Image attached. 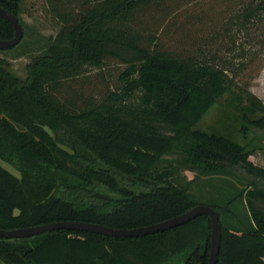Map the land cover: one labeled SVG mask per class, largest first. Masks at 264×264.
Wrapping results in <instances>:
<instances>
[{"label": "trees", "instance_id": "obj_1", "mask_svg": "<svg viewBox=\"0 0 264 264\" xmlns=\"http://www.w3.org/2000/svg\"><path fill=\"white\" fill-rule=\"evenodd\" d=\"M48 1L58 30L46 52L27 66L26 78L13 75L0 57V229L58 221L131 229L178 216L201 204L189 184H176L169 170L157 169L178 143L187 144L189 170L240 169L264 180V169L248 161L242 145L195 128L236 85L227 70L139 43L130 16L154 0H82L76 8L66 0L62 11ZM22 2L0 0L21 27ZM258 9L264 10V0ZM13 34L0 17V40ZM109 47L133 55L125 58ZM109 55L126 64L120 89L86 108L54 93L61 81L101 69ZM235 101L241 133L264 130L262 101L240 88ZM244 197L250 224L238 231L224 227L219 206L208 204L221 227L216 264H264V210L254 204L264 203V188L253 183ZM209 248L210 221L201 215L144 237L57 230L0 238V264H168L179 257L183 264H207Z\"/></svg>", "mask_w": 264, "mask_h": 264}, {"label": "rangeland", "instance_id": "obj_2", "mask_svg": "<svg viewBox=\"0 0 264 264\" xmlns=\"http://www.w3.org/2000/svg\"><path fill=\"white\" fill-rule=\"evenodd\" d=\"M52 1L59 10H67L66 0ZM81 1L69 0V8H76ZM262 1L154 0L134 11L129 24L141 35L139 43L143 46L192 56L227 70L236 85L218 99L195 128L230 136L250 154L248 161L252 165L264 169V130L250 128L243 135L235 101L240 88L249 90L264 104V10L258 9ZM19 19L23 29L21 41L14 48L0 52V57L6 60L13 75L25 79L27 66L46 52L59 22L48 0H23ZM109 49L125 58L133 55L128 49ZM125 67L119 58L109 55L101 69L87 68L80 76L61 81L54 93L63 102L86 108L121 88L119 74ZM186 147L185 143L176 144L171 153L162 157L158 171L169 170L176 184H189L191 195L199 205H218L224 227L238 231L250 224L244 196L253 183L264 188V180L240 169L211 174L201 169L189 170ZM5 167L17 174L13 168ZM254 204L264 210L263 202L254 201ZM181 262L179 257L168 264Z\"/></svg>", "mask_w": 264, "mask_h": 264}, {"label": "water", "instance_id": "obj_3", "mask_svg": "<svg viewBox=\"0 0 264 264\" xmlns=\"http://www.w3.org/2000/svg\"><path fill=\"white\" fill-rule=\"evenodd\" d=\"M0 17L8 21L14 31L13 37L11 39L0 40V50L13 48L21 41L23 37V29L18 21L17 16L3 9L1 6ZM201 215H207L210 221V248L207 264H216L220 248L221 227L219 217L215 210L206 205H196L178 216L151 225L131 229H116L102 226L100 224L81 221H58L13 230L0 229V238L23 239L57 230L88 232L113 238L144 237L146 235L161 233L182 226Z\"/></svg>", "mask_w": 264, "mask_h": 264}]
</instances>
